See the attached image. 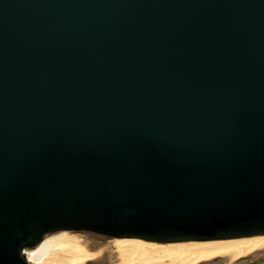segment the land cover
<instances>
[{"label": "water", "instance_id": "obj_1", "mask_svg": "<svg viewBox=\"0 0 264 264\" xmlns=\"http://www.w3.org/2000/svg\"><path fill=\"white\" fill-rule=\"evenodd\" d=\"M68 230L264 234V0H0V264Z\"/></svg>", "mask_w": 264, "mask_h": 264}, {"label": "bare ground", "instance_id": "obj_2", "mask_svg": "<svg viewBox=\"0 0 264 264\" xmlns=\"http://www.w3.org/2000/svg\"><path fill=\"white\" fill-rule=\"evenodd\" d=\"M32 252L38 255L30 259ZM263 252L264 234L157 242L68 230L47 234L23 255L32 264H235Z\"/></svg>", "mask_w": 264, "mask_h": 264}, {"label": "rangeland", "instance_id": "obj_3", "mask_svg": "<svg viewBox=\"0 0 264 264\" xmlns=\"http://www.w3.org/2000/svg\"><path fill=\"white\" fill-rule=\"evenodd\" d=\"M105 239H108L109 237H104ZM252 264H264V252L261 254V255H257V256H252L250 257L248 260H239L238 262H236L235 264H239V263H245V264H248V263H251ZM215 264V263H214Z\"/></svg>", "mask_w": 264, "mask_h": 264}, {"label": "snow or ice", "instance_id": "obj_4", "mask_svg": "<svg viewBox=\"0 0 264 264\" xmlns=\"http://www.w3.org/2000/svg\"><path fill=\"white\" fill-rule=\"evenodd\" d=\"M37 255H38V252H32V253H31V256H30V259H31L32 257L37 256Z\"/></svg>", "mask_w": 264, "mask_h": 264}]
</instances>
